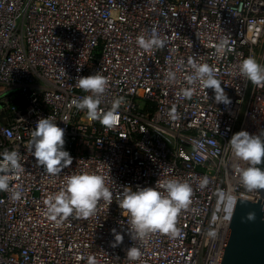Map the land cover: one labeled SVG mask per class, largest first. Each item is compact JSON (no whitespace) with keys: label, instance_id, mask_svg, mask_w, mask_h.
Here are the masks:
<instances>
[{"label":"built area","instance_id":"2783aa9c","mask_svg":"<svg viewBox=\"0 0 264 264\" xmlns=\"http://www.w3.org/2000/svg\"><path fill=\"white\" fill-rule=\"evenodd\" d=\"M153 31L164 47H139ZM247 57L264 66V0H0V153L16 150L24 169L0 191V264H217L237 198L259 197L241 183L235 169L247 164L228 143L242 130L264 135V86L239 72ZM190 61L215 69L230 104L188 84ZM93 74L108 80L99 111L118 112L113 128L69 107L89 95L76 78ZM48 116L65 129L73 158L57 175L28 150L36 122ZM81 172L104 177L111 204L100 201L87 219H50L45 201ZM167 179L192 188L177 234L132 240L118 206L123 189ZM113 229L123 236L115 247ZM133 246L137 260L127 258Z\"/></svg>","mask_w":264,"mask_h":264},{"label":"clouds","instance_id":"9594fccd","mask_svg":"<svg viewBox=\"0 0 264 264\" xmlns=\"http://www.w3.org/2000/svg\"><path fill=\"white\" fill-rule=\"evenodd\" d=\"M139 47L144 50H151L154 47H164L165 41L158 37L153 31L150 38L139 37ZM227 41H221L216 45L217 53L225 50ZM193 73L186 79L189 85L199 82L205 89L211 88L215 94L216 103L230 104L221 87V81L216 78L215 69L207 63L197 64L190 61ZM241 76L245 77L252 84L264 86V66L254 58L247 57L239 65ZM168 79L174 80L175 73L169 72ZM79 89L89 95L80 99L74 98L69 107L74 106L77 110H86L90 120H99L102 126L113 128L119 122V114L115 109L101 113L99 111L100 96L105 92L108 84L107 78L101 74L80 76L76 78ZM193 89L186 88L183 95L191 97ZM118 106L120 101H115ZM65 118L62 120L66 122ZM65 129L57 126V123L50 116L40 118L36 127L31 133L28 143V150L31 156L35 157L36 165L42 166L46 174L57 175L69 167L73 158L70 153L64 150ZM232 153L239 161L246 162V167L237 166L235 171L244 187L249 190L264 189V171L257 167L264 158V140L258 135L249 134L247 131H239L231 137L228 142ZM20 156L16 150H5L0 153V191L9 189V175L22 172ZM158 189H163L160 191ZM192 188L186 182L177 179L158 180L156 187H125L119 200V208L123 209L130 217V238L142 242L151 233L162 232L171 235L177 234L175 228L176 218L181 211L190 203ZM113 193L106 186L105 179L101 175L81 172L67 176L64 187L57 193L52 194L45 201L47 214L52 220L67 219L75 214L78 217L87 219L96 212L100 201L112 202ZM19 191L12 193L13 199H20ZM255 213L249 212L242 222L254 221ZM115 233V229H113ZM123 236L115 233L113 247L121 243ZM141 256L139 247H130L127 251V258L137 260ZM88 264H96L93 258L88 259Z\"/></svg>","mask_w":264,"mask_h":264},{"label":"water","instance_id":"95a60500","mask_svg":"<svg viewBox=\"0 0 264 264\" xmlns=\"http://www.w3.org/2000/svg\"><path fill=\"white\" fill-rule=\"evenodd\" d=\"M257 167L264 171V158ZM257 191L255 201L237 198L217 264H264V189ZM249 212L255 220L242 222Z\"/></svg>","mask_w":264,"mask_h":264}]
</instances>
